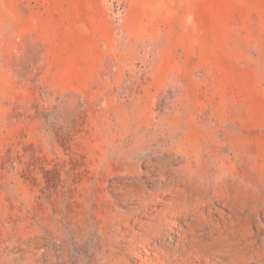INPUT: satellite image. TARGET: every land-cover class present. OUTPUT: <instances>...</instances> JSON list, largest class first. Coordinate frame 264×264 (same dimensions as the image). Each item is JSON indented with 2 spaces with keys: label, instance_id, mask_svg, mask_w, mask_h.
<instances>
[{
  "label": "rangeland",
  "instance_id": "374dc122",
  "mask_svg": "<svg viewBox=\"0 0 264 264\" xmlns=\"http://www.w3.org/2000/svg\"><path fill=\"white\" fill-rule=\"evenodd\" d=\"M0 264H264V0H0Z\"/></svg>",
  "mask_w": 264,
  "mask_h": 264
}]
</instances>
